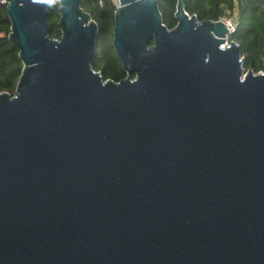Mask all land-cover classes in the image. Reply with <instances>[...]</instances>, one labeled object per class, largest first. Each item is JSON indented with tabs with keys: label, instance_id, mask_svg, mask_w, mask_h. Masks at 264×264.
I'll use <instances>...</instances> for the list:
<instances>
[{
	"label": "water",
	"instance_id": "1",
	"mask_svg": "<svg viewBox=\"0 0 264 264\" xmlns=\"http://www.w3.org/2000/svg\"><path fill=\"white\" fill-rule=\"evenodd\" d=\"M57 1L59 39L49 0L6 7L0 264H264V64L184 0L171 29L157 0H117L126 76L104 80L83 0Z\"/></svg>",
	"mask_w": 264,
	"mask_h": 264
},
{
	"label": "trees",
	"instance_id": "2",
	"mask_svg": "<svg viewBox=\"0 0 264 264\" xmlns=\"http://www.w3.org/2000/svg\"><path fill=\"white\" fill-rule=\"evenodd\" d=\"M13 0H0V93L14 94L22 72L19 51L8 39L10 21L6 7ZM47 16L49 35L52 39L60 38L58 21L60 19L57 0H49ZM178 0H157L164 25L171 29L176 25L174 13ZM185 11L195 15L199 21L232 19L236 17L234 30L228 42H235L241 47L244 68L255 73L262 71L264 64V0H184ZM113 0H83V10L98 26L96 56L92 61L95 71L101 73L104 80L115 82L126 74L112 46L114 12ZM152 44V42H151ZM133 78V76H131Z\"/></svg>",
	"mask_w": 264,
	"mask_h": 264
},
{
	"label": "built area",
	"instance_id": "3",
	"mask_svg": "<svg viewBox=\"0 0 264 264\" xmlns=\"http://www.w3.org/2000/svg\"><path fill=\"white\" fill-rule=\"evenodd\" d=\"M220 21H222L226 25V27L228 28V30L230 31V33L233 32V30H234V23L231 22L232 24H227L225 18L220 19ZM230 21H232V19H230Z\"/></svg>",
	"mask_w": 264,
	"mask_h": 264
},
{
	"label": "rangeland",
	"instance_id": "4",
	"mask_svg": "<svg viewBox=\"0 0 264 264\" xmlns=\"http://www.w3.org/2000/svg\"><path fill=\"white\" fill-rule=\"evenodd\" d=\"M114 1V5H117V0H113ZM227 24H232V23H236V17L233 16L232 21H230V19H226ZM232 22V23H231ZM262 72V71H260Z\"/></svg>",
	"mask_w": 264,
	"mask_h": 264
},
{
	"label": "bare ground",
	"instance_id": "5",
	"mask_svg": "<svg viewBox=\"0 0 264 264\" xmlns=\"http://www.w3.org/2000/svg\"><path fill=\"white\" fill-rule=\"evenodd\" d=\"M117 6H118V2H117Z\"/></svg>",
	"mask_w": 264,
	"mask_h": 264
}]
</instances>
